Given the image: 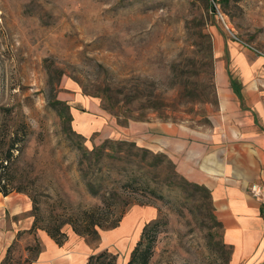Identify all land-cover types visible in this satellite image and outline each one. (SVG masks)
Instances as JSON below:
<instances>
[{
    "label": "rangeland",
    "instance_id": "1",
    "mask_svg": "<svg viewBox=\"0 0 264 264\" xmlns=\"http://www.w3.org/2000/svg\"><path fill=\"white\" fill-rule=\"evenodd\" d=\"M215 6L255 49L247 50L264 59V0H0L1 128L12 130L20 121L27 128L13 171L26 192L9 194L12 209L10 199L0 194V224L34 223L33 229L16 233L6 264L33 258L40 249L36 228H59L67 238L73 227L83 230L92 209L101 223H118L97 226L93 234L74 233L84 238L90 253H114L117 264H127L146 225V264H232L208 199L166 185V179L178 180L174 162L147 145L138 126H128L208 124L206 104L214 103L213 90L217 97L216 66L222 65L219 81L229 77L226 46L220 42L218 49L215 39H233ZM79 97L98 103L109 128L85 135L74 127L72 107L87 110ZM107 139L134 141L166 155L174 167L163 161L149 188L139 189L120 177L124 171L115 176L114 163L106 157L100 167L110 169L108 183L114 177L116 182L93 195L78 160ZM115 149L106 147L103 153Z\"/></svg>",
    "mask_w": 264,
    "mask_h": 264
},
{
    "label": "crops",
    "instance_id": "2",
    "mask_svg": "<svg viewBox=\"0 0 264 264\" xmlns=\"http://www.w3.org/2000/svg\"><path fill=\"white\" fill-rule=\"evenodd\" d=\"M215 42L218 49L220 42L226 46L229 77L224 78L225 84L222 77L219 81L223 70L218 64L217 99L206 104V126L168 122H130L128 126H138L147 145L166 153L183 177L210 190L223 243L231 248V263L264 264V59L240 49L233 39L225 42L217 37ZM78 102L88 111L72 107L75 128L85 135L105 125L109 128L97 102L88 97H79ZM109 122L117 125L114 119ZM252 185L260 193L254 194ZM9 194L1 196L10 199L12 209L15 201ZM32 222L26 221L21 228L19 222L8 228L0 224V261L16 233L29 229ZM35 235L40 249L29 264H85L92 254L84 238L74 232L67 233L61 244L44 229L36 228Z\"/></svg>",
    "mask_w": 264,
    "mask_h": 264
},
{
    "label": "trees",
    "instance_id": "3",
    "mask_svg": "<svg viewBox=\"0 0 264 264\" xmlns=\"http://www.w3.org/2000/svg\"><path fill=\"white\" fill-rule=\"evenodd\" d=\"M213 98V102L216 103L217 97L214 90ZM5 110L8 109L6 108ZM118 122L123 123V121L120 120H118ZM2 126L3 122H0V194L7 195L12 191L26 192L22 185H17L15 183L16 175L13 171L18 158L17 154L20 153L22 143L27 135V128L24 123L22 124V121H20V124L13 127L12 130L8 126L6 129H3L1 128ZM113 144L116 145V149L113 147ZM106 147L112 150L115 149V151L111 154L107 153L104 155L103 152ZM116 150L120 151L116 152ZM106 157H109L110 159L108 160H111L112 163H114L113 167L115 169V176H119V174L124 171L125 177L121 175L120 177L126 180L125 182L127 184H137L139 189L149 188L150 181H153L154 175L158 174V171L161 170L160 165L163 161L166 160L173 166L172 161L167 159L166 155L158 152L154 153L145 147L137 146L134 141H128L125 139L113 141L110 139L104 140L100 145L94 146L91 150H84L80 159L78 160L82 179L84 180L88 191L93 195L99 194L100 190L107 186L106 184H113L116 182V178L114 177L111 180V183H108V173L110 169H102L100 167L102 165L101 160ZM151 170L154 171V173H152ZM175 175L178 177V180L176 179V181H172L170 179H166L164 180L166 185L170 186L171 189L176 188L182 192L188 191L190 195L199 193V195H201L203 198L208 199L211 210L213 211L210 190L207 187L202 184L189 181L178 173ZM177 181L179 183H176ZM120 186L124 187V184ZM190 189H192L193 192ZM106 194L110 196L109 191ZM102 197L104 198L102 201L108 204L109 200H107L106 195ZM94 211V209L90 210V215L86 218L87 222L84 224L83 230L73 227V231L77 234L88 235L96 233L97 226L101 228H107L113 227L118 223V219H116L108 224H103L101 221H99L101 219L100 217H95ZM84 214H87V212H84ZM213 216L216 219L214 213ZM217 222L222 227L221 223L219 221ZM33 227L34 223H32V226L29 229H33ZM147 227L148 225L144 227L140 238L131 252V256L130 259H128L127 264H146L148 254L146 249H144L146 247H142V244ZM46 231L58 244H61L66 239L65 233L59 228L55 229L54 231H50L48 229ZM9 248L10 245L6 249L5 255L9 252ZM38 251L39 249L36 250L35 255L31 260H27V264H29L35 258ZM5 255V258L3 257L4 260L2 259L0 264H6L7 256ZM85 264H116V255L104 249L90 254Z\"/></svg>",
    "mask_w": 264,
    "mask_h": 264
},
{
    "label": "built area",
    "instance_id": "4",
    "mask_svg": "<svg viewBox=\"0 0 264 264\" xmlns=\"http://www.w3.org/2000/svg\"><path fill=\"white\" fill-rule=\"evenodd\" d=\"M216 7V14H217V18L218 20L221 22L224 31L227 33L228 36H230L231 38L238 40L241 44H243L246 48L255 50L252 45L250 43H247L245 41H242L234 32V30L231 28L230 22L228 21V19L226 18V14L223 13L222 11H220L217 6ZM256 185H252L251 189L253 191L254 194H258L260 193L259 189H256Z\"/></svg>",
    "mask_w": 264,
    "mask_h": 264
}]
</instances>
